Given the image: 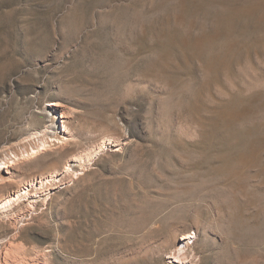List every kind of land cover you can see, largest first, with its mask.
Wrapping results in <instances>:
<instances>
[{
	"label": "rangeland",
	"instance_id": "374dc122",
	"mask_svg": "<svg viewBox=\"0 0 264 264\" xmlns=\"http://www.w3.org/2000/svg\"><path fill=\"white\" fill-rule=\"evenodd\" d=\"M43 143L0 264H264V0H0V161Z\"/></svg>",
	"mask_w": 264,
	"mask_h": 264
},
{
	"label": "bare ground",
	"instance_id": "6f19581e",
	"mask_svg": "<svg viewBox=\"0 0 264 264\" xmlns=\"http://www.w3.org/2000/svg\"><path fill=\"white\" fill-rule=\"evenodd\" d=\"M46 106L50 107L52 109L54 106H56V104L48 103ZM61 131H62L61 133L65 134L67 130L64 128ZM64 139H66L64 136L53 137L52 139H50L51 140L50 143L52 145H55V144L63 145L65 142V141H63ZM39 147H41V148H39ZM39 147H36V148L31 147L29 150H24L23 152H21L20 155L12 154L10 159L0 161V172L8 174V171L10 170V168H13L14 166H16L19 161H22L28 157H32L34 155H37L41 150H45V148H44L45 144L44 143L40 144ZM67 168L70 169L69 167H67ZM68 169L66 171H68ZM0 180L2 181V183H6V182H9L10 178H9V176L8 177L6 176L4 179L0 178ZM29 190L30 189L24 187V189L21 188L19 191L6 196L4 198V200L0 202V209H3V210L8 209L9 210V208H12L15 205L17 206L20 202L22 203L23 201L27 202L30 200L29 201L30 204L35 202L36 197H37V195H36L37 193L35 192L36 194L32 195L29 193ZM35 191H38V190H35ZM45 192H47V191H45ZM192 238L193 237L190 234H187L186 236L182 237L181 242L178 243V245H177V249H174L175 251L173 253L170 252V255L167 256V258H168L167 264H189L188 260H187L188 255H186V251H187L188 246L191 244L189 241Z\"/></svg>",
	"mask_w": 264,
	"mask_h": 264
}]
</instances>
